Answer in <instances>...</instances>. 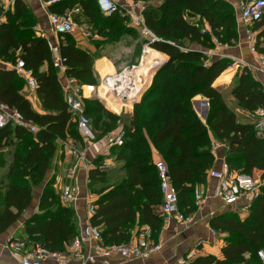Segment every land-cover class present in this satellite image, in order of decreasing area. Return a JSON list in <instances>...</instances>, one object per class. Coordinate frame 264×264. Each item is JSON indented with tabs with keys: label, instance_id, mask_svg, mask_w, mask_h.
<instances>
[{
	"label": "trees",
	"instance_id": "trees-1",
	"mask_svg": "<svg viewBox=\"0 0 264 264\" xmlns=\"http://www.w3.org/2000/svg\"><path fill=\"white\" fill-rule=\"evenodd\" d=\"M137 1L148 4L154 0ZM159 1V5L147 6L143 16L158 39L151 44L156 51L154 65L162 55L161 63L166 62L154 77L151 74L147 78L146 87L153 78L152 84L134 106L131 117L112 113L96 98L84 100L96 142L104 140L119 125H127L123 130L124 145L110 149L119 170L103 169L104 157H98L89 171L88 187L91 194L98 195L92 222L100 229L103 227L106 245L128 243L136 226H148L154 238L162 232L163 194L155 152L168 165L184 218L198 212L195 192L208 183L209 172L215 167L214 140L226 143L225 161L231 170L251 176L262 172L264 179V136L258 134L255 125L240 123L222 93L214 87L233 61L211 60L205 54L216 48L213 37L222 45H231L239 39L238 9L227 0ZM14 7L13 12L10 9L5 13L7 22L0 25V58L11 63L19 58L24 60L37 82L43 113L35 110L22 94L23 79L15 71L0 67L1 103L39 129L34 133L12 123L0 129V149L12 148L7 183L0 187V234L18 223L32 207L34 190L52 169L58 142L71 139L76 146H84L60 73L53 65L48 40L37 37V19L22 0H16ZM77 8L78 22L89 23L99 36L114 35L112 42H119L125 35H140L137 28L121 25L130 22L126 15H102L96 0H60L49 12L63 15ZM197 16L209 23L210 34L202 33L195 21ZM254 28L259 31L257 47L264 53V16ZM193 45L200 49H192ZM94 47L96 52L79 46L75 35L60 37L66 76L78 79L82 85L100 86L94 69L95 61L101 57L100 47L98 43ZM224 77L218 83L228 81ZM231 95L249 113L264 109V86L251 71L236 73ZM199 96L209 102L206 122L194 109L193 100ZM75 223L74 208L62 205L51 179L42 193L39 213L32 215L24 226L31 243L64 253L77 237ZM210 225L214 231L227 235L221 256H199L190 264H263L258 253L264 251V184L248 215L227 210L213 216Z\"/></svg>",
	"mask_w": 264,
	"mask_h": 264
},
{
	"label": "built area",
	"instance_id": "built-area-1",
	"mask_svg": "<svg viewBox=\"0 0 264 264\" xmlns=\"http://www.w3.org/2000/svg\"><path fill=\"white\" fill-rule=\"evenodd\" d=\"M48 11L50 6L56 4L58 0H40ZM101 12L106 17H111L116 13H122L130 19V24L140 32L141 37L145 41L143 46V55L147 54V49L151 48V44L158 41L154 33L147 27L143 12L149 4L137 0H96ZM238 1V19H239V33L240 28L244 27V37L249 44V50L254 56V62H248L243 58H237L233 56H227V58L233 61V66L239 71L248 70L253 72L255 76L264 75V53L259 52L257 47V35L259 31H255L254 27L259 23L264 16V0H237ZM16 0H9L7 6H3V13H7L11 8L15 6ZM80 13V9H74L68 11L63 15L49 13V21L51 24V32L60 39L61 36L75 35L80 29V22L75 18V15ZM198 26H200L203 34H210L211 27L209 23L202 19L201 16H197L195 19ZM42 38H46L49 43L50 50L52 52V62L54 67L64 77L62 80L63 90L66 99L69 103L71 112L78 124L79 133L84 141L95 145L96 136L92 120L85 114V99L94 98L100 96L99 89L101 86L96 87L92 85H82L78 79L74 77L66 76L67 66L61 57L60 41L54 42L44 32L39 33ZM213 41L216 47H221L217 38L213 37ZM207 56H210V51L205 52ZM144 57V56H143ZM1 62V58H0ZM207 61L206 64H209ZM2 66V64L0 63ZM11 68L16 74L24 79L27 85L36 90L37 82L30 70L26 68L23 59L19 58L15 63L11 64ZM133 69H123L115 75L116 81L114 84L109 83L111 77L104 80V83L110 87L109 95H113L118 89L122 88V80L128 77L129 81L134 78L132 74ZM112 89V90H111ZM126 96H123V99ZM126 108L127 107H123ZM264 117V109H258L250 113V118L256 121L255 127L258 130L263 125V122L258 118ZM9 123L16 126L27 127L32 132L37 133L38 128L27 122L17 111L10 110L7 106L0 104V129L5 128ZM260 135V134H259ZM105 149H111L113 147H121L125 142V134L123 130H116L105 137ZM100 142V141H99ZM63 145L69 150L72 157L77 161V165L87 164L86 150L78 148L73 140L69 139L64 141ZM214 146V151L216 150ZM104 165L102 168H106ZM155 166L158 170L161 180V191L163 194V203L160 207V213L165 218L174 217L182 223H190L192 218H184L180 213L178 205V192L174 186L172 177L167 163L158 156L155 159ZM88 171V169H86ZM74 174V172H72ZM89 178V177H88ZM214 179L217 181V185L213 191V198L221 203L222 207L228 208L234 212H238L240 215L250 212L252 204L260 197L262 183L255 179L253 176L238 173L231 170L225 160H221L219 168L216 166L210 170L208 180ZM89 186V180L86 181V187ZM81 188L77 185H63L59 189V195L61 203L65 207H75L81 198ZM196 205L198 209L203 208L207 202V197L199 190L195 192ZM84 203L87 208L88 224L82 228L81 235L77 236L72 245L64 252H54L41 244H33L29 240L28 236H10L8 241V248L11 250L15 257H19L21 264H44L46 261H54L59 264H66L71 259H77L80 264L95 263L97 258H100L101 264H114L112 259L120 255L123 257V262L119 264H133L136 261H145L149 259L153 253L161 250V244H155L150 236V232L147 229H142L132 235V238L128 243L124 244H112L106 245L102 235L100 227L95 226L92 222L93 217L96 215V207L94 201L91 198L88 190L84 197ZM84 242L93 243L92 249L94 253L85 255L82 252ZM203 242H198L196 247L191 249L186 257L178 259L173 264H190L191 261L199 255L200 246ZM261 261L264 264V251L258 253Z\"/></svg>",
	"mask_w": 264,
	"mask_h": 264
},
{
	"label": "crops",
	"instance_id": "crops-1",
	"mask_svg": "<svg viewBox=\"0 0 264 264\" xmlns=\"http://www.w3.org/2000/svg\"><path fill=\"white\" fill-rule=\"evenodd\" d=\"M22 1L31 9L33 14L36 15L37 24L35 26V32L37 33V29H38V33L39 31L44 32L46 34L51 33V38L50 37L49 38L56 43L59 42L60 39L57 38L51 32V24L49 21L50 12L48 11L47 7H45L44 4L40 0H22ZM59 1L60 0H58V2ZM8 3H9V0H0V9H3V6H7ZM159 4H160V1L158 0L157 2L151 5H159ZM14 8L15 7L11 8L12 12L14 11ZM6 22H7V15L3 13L2 11V14L0 15V25ZM240 32H241L240 34L243 35L244 33L243 26L240 28ZM79 33L80 32L78 31V35L77 33L75 34L77 35L75 37L78 42V45L81 47H85V48L86 47L91 48L89 43H87L88 42L87 38L85 36H82L81 33L80 34ZM243 37L244 35L242 36V38ZM121 45L119 44L118 46L110 45L106 47V49L103 50L102 56L95 61V64H94L95 74H96L97 79L100 82L102 81L103 83L104 80L107 79L108 77H111V80H113L115 75L124 69L122 68L124 64L122 61L123 57L121 55L123 54V50H122L123 46ZM210 54L216 55L217 57L216 60L227 58V56L234 55L235 57L243 58L248 62H251V63L254 62V56L250 52L247 44L242 45L241 49L238 48L232 51L226 50L224 47H221V48L216 47V50H211ZM0 63L2 64V66L0 65V67L6 68L8 70H13L11 68V64H12L11 62L4 61L1 58ZM140 69L143 70L142 68ZM231 70H234V71L230 73L229 75L230 77L228 81H222L218 83L219 79L222 76H224L227 72H230ZM238 71L239 70L236 69L235 67H230L216 80V82L214 83V87H216L222 93L228 107L236 113V116L239 122H242L245 124H256L257 122L250 118V113L248 111L241 109L237 101L235 100V98L231 95V84ZM60 77H61V81L65 83V81L62 80L64 76L61 73H60ZM256 77L264 86V75H258ZM23 81H24L23 88L21 90L22 94H24L31 101L35 110H37L40 113H43L41 103L37 97L36 90L31 89L27 85L24 79ZM104 85H107V83ZM98 93L101 94L100 89ZM137 99H135L134 101H136ZM195 100H197L200 103L205 101V99L200 96L195 98ZM104 101L107 102L108 100H104ZM0 104H2L1 101H0ZM108 104L106 105L104 103L105 107L109 110L111 109V107H109ZM208 108H207V112H208ZM123 109L129 110L127 113H125L126 118L129 119L133 112L132 107H130V109L129 107L128 109L126 108H123ZM123 109H121V111ZM197 113L200 115L201 113H204V112L201 111L200 113L197 111ZM117 114H121V113H117ZM258 119L263 122V125L259 129L260 131L259 134L260 136L263 137L264 136V117H261ZM63 143L64 141L58 142L59 148L53 159L52 169L46 175L43 181L44 183L41 184L42 185V187L40 188L41 191L44 190L45 186L51 179H53L54 181V187H55L57 194H59V189L63 185L79 184V186L83 189L84 184H86L87 179L89 180L88 178L89 171L93 168L92 163H93L94 158L104 157L103 164L107 165L106 168H110V166H113L115 163L114 157L110 156L109 149L101 148L99 145H92L84 141V146L80 145L77 147L81 148L82 150H86V155H87L86 165H88L89 168H86L85 165H82V164L77 165L76 159L72 157L69 150L66 149ZM214 145L217 146L216 150L214 151V154L216 156L215 166L216 168L217 167L219 168L221 160H225L227 146L222 145L220 142L216 140H214ZM7 148L9 147H3L2 149H0V155L6 156L5 152H8ZM10 155H11L10 158H11V163H12V153ZM158 156H159L158 153L155 152L154 159H157ZM86 169H88V171ZM72 172H74V174H72ZM258 173L262 174V172H258ZM6 183H7V180H6ZM216 185H217V181L214 179H210L208 180V183L206 185L200 187V189L203 191L201 192L207 197V202L203 206V208L199 209L197 213H195L194 215L190 217L192 218V221L190 223L184 224L174 217H171V218L164 217V227L159 237L154 238L152 237V234L150 233L152 241L155 244L162 245L161 250L153 253L149 259L145 261H136L133 264H173L181 257L182 258L186 257L187 254L191 251V249L196 247V244L198 242H203V245L200 246L199 255L196 257L210 256V255L215 256V257H220L221 249L226 244L225 238L227 235L224 233L214 231L210 225V221L212 217L215 216L216 214L222 213L229 209L222 207L221 203L213 198V191ZM3 186L4 185H2L1 187ZM87 190L91 198L95 202L98 199V196L91 194L88 186H87ZM42 193L43 191L41 192V195H39L38 197L37 204L34 206L32 204V207L24 214L23 218L18 223L13 225L6 232L0 234V264H21L20 258L15 257L13 253L11 252V250L8 248V241H9L10 236L12 235L26 236L24 224L32 215L39 213V204H40ZM220 207H222L223 209L220 210L219 209ZM72 208H74L76 212L75 226H76L77 236H80L82 228H84L89 222L88 216H87V208L84 203L83 193H82V198H80L77 205ZM248 214L249 212L247 214H244L243 216L248 215ZM140 229L141 230L147 229L150 232V229L148 228V226H142V227L136 226L133 230V234L139 232ZM101 230H103V227H101ZM92 246H93V243L84 242L83 247H82V252L85 255H88L91 252L94 253ZM123 260H124L123 257H121L120 255H117L112 259V262L114 264H119L123 262ZM44 264H59V263H56L54 261H46ZM66 264H80V261L77 259H71ZM88 264H101V260L100 258H97L95 263H88Z\"/></svg>",
	"mask_w": 264,
	"mask_h": 264
},
{
	"label": "rangeland",
	"instance_id": "rangeland-1",
	"mask_svg": "<svg viewBox=\"0 0 264 264\" xmlns=\"http://www.w3.org/2000/svg\"><path fill=\"white\" fill-rule=\"evenodd\" d=\"M157 1L154 0L152 2H148V4L151 5V4H153V3L157 2ZM227 1H229L235 8L238 7V4H237L238 1L237 0H227ZM101 14L103 15V13H101ZM34 16L36 18V15L35 14H34ZM121 25H123L124 27H127V28H130L131 27V24L128 21H124L123 24L121 23ZM80 26H81V29L79 30V32L82 34V36H85L87 38V40H88L87 43H89V45L91 47L90 49L93 52H96L97 51L95 49V47H94V43H98V46L100 47L99 50H98L99 51L98 52L99 56H102L103 50H105L106 47H108L110 45L118 46V44L119 45L122 44L121 46H123L122 47L123 54H121V55L123 57V60L122 61H123V64H124L122 68H124V69H133L134 71H137V69L140 68V66L142 65V63H143L142 61L144 60V58H143V56H144L143 55V46H144V43L145 42H144L143 38L141 37V35H139V33H135L133 36H126L125 35V36H123L120 39L119 42H112L113 39L115 38L114 35L113 36L112 35H109V36H107V35H103L102 36L101 35V36H99L97 34L98 31L93 30V28L91 27V25L89 23H87L86 21H84V20L83 21H80ZM254 30H255V28H254ZM39 33H40V31H39ZM39 33H38V29H37V33H36L37 37H41V35ZM46 35L51 38V33H49V34L47 33ZM77 35H78V32H77ZM77 35H75V36H77ZM242 36L243 35L240 34L239 39L235 43H233L231 45H222L221 44V47H224L226 50L232 51V50L238 49V48L241 49V46L242 45L247 44L248 45V48H249V44H248L247 40L244 37L242 38ZM86 48H89V47H86ZM192 49H200V47H198L197 45H193L192 46ZM213 50H216V48H214ZM152 55L154 56V52L152 53ZM233 57H235V56L233 55ZM208 58L211 59V60H214V59L216 60L217 57H216V55H210V56H208ZM205 63H207V61ZM139 72H141V74H142V70H139ZM232 72L233 71H230L227 74H225L224 75L225 76L224 77V80H228L229 77H230L229 75ZM134 77H135V74H134ZM152 81H153V78H152L151 83L148 86V88L151 86ZM128 82L126 84H128ZM100 83H101L100 86H102V81ZM104 84H106V83H104ZM145 87H146V82L141 85V88L144 89ZM148 88L145 90V92L148 90ZM144 93L141 95L140 99L138 100L139 103L141 102V99H142ZM205 100H207V99H205ZM116 102H117V99H116ZM133 103H134V101H132L131 104L128 105L129 106V109H130V107L133 106ZM118 105H119V103L116 106L118 107ZM122 106H123V104L120 107H118V108H122L123 109ZM134 106L132 107V111L134 109ZM199 106H200V110L205 113L207 111V108L209 107V102H208V106L207 107L205 106L204 102H202V105H199ZM127 109H128V107H127ZM194 109H195V107H194ZM109 111H111L112 113H116V114L117 113H121V114H118V115H121V116L125 117V113H127L129 110H124L123 109L122 111L120 110L121 112H118L117 110H114V109L111 108V109H109ZM195 111H196V109H195ZM208 112H209V108H208ZM200 115H199V117L201 118ZM206 119H207V117H206ZM206 119L205 120L202 119V120L204 122H206ZM240 123H242V122H240ZM127 124H128V122H127ZM125 126H127V125L126 124L119 125V127H118L117 130H124V127ZM94 144L95 145H99L101 148H105V142L104 141L96 142ZM221 144L224 145V146H226V143H221ZM7 150H8V152H5L6 156L0 155V187L2 185H5L6 184V179H5L6 178V175H7L6 170L8 171V169H9V167L11 165V158H10L11 155L10 154L12 153V148L9 147V148H7ZM225 157H226V154H225ZM95 159H97V157L94 158L93 161ZM119 168H120V165L115 162L113 166H110L109 170L111 169L110 171H118ZM121 176H123V173L122 174H119V177H121ZM253 177L255 179H257L258 181H260L262 184H264V179L262 178V174L261 173L255 172L253 174ZM117 179L118 178H116L115 181H117ZM118 181H119V179H118ZM41 187H42V185H40L39 187H37L34 190V203H33V206L37 204L39 195H41V192L44 191V190L41 191V189H40ZM89 190H90V188H89ZM91 190H93V189L91 188ZM199 190L202 191L201 189H199ZM195 200H196V198H195ZM219 209L222 210L223 208L220 207ZM224 210H226V209H224Z\"/></svg>",
	"mask_w": 264,
	"mask_h": 264
},
{
	"label": "bare ground",
	"instance_id": "bare-ground-1",
	"mask_svg": "<svg viewBox=\"0 0 264 264\" xmlns=\"http://www.w3.org/2000/svg\"><path fill=\"white\" fill-rule=\"evenodd\" d=\"M153 52H156V51H154L152 48L147 49V54L144 55L143 57L144 60L142 61L143 63L140 66V68L143 69L142 74L141 72H139V70L141 69L138 68L137 69L138 72L137 71L132 72L133 75L135 74V77L132 80L129 81L128 77L125 80H124V77L119 78V79H123L122 80L123 82L121 84L122 88L118 89L116 92H113V95L108 94V92H110V87L108 85H103L100 88L101 97L104 100H108L107 102L109 104L105 101L106 105L108 104L109 107L120 112L122 108H118V107H120L122 104H123L122 107H129L128 105L131 104L132 101H134L140 95H142L145 89L141 88V85L146 81L147 77L150 74L154 75L155 69L160 65L163 59V56H162L161 59L154 65L153 55H152ZM231 71H234V70H231ZM109 81H110L109 83L114 84V82L116 81V77H114L113 80L110 79ZM127 82L128 84H126ZM123 96H127L129 100L124 101ZM116 99H117V102H116ZM118 103L119 105L117 107L116 105Z\"/></svg>",
	"mask_w": 264,
	"mask_h": 264
},
{
	"label": "water",
	"instance_id": "water-1",
	"mask_svg": "<svg viewBox=\"0 0 264 264\" xmlns=\"http://www.w3.org/2000/svg\"><path fill=\"white\" fill-rule=\"evenodd\" d=\"M215 60V59H214ZM166 61H164L163 63H160V65L155 69V71H154V75H153V77L155 76V74L158 72V70L162 67V65L165 63ZM148 88V87H147ZM146 88V89H147ZM145 89V90H146ZM145 92V91H144ZM143 92V93H144ZM142 93V94H143ZM94 98H96V99H98V100H100L103 104L105 103V101L100 97V96H98V97H94ZM129 99H128V97L126 96V97H124V101H128ZM139 103V101H134V103H133V106L134 105H136V104H138ZM204 104H205V106L207 107L208 106V101L207 100H205L204 101ZM193 105H194V107H195V109L198 111V112H200L201 113V110H200V106L199 105H202V103H200V102H198L197 100H193ZM207 114H208V112L206 111L205 113H202L201 114V118L203 119V120H205L206 119V117H207ZM221 164V163H220ZM218 168V167H217ZM81 188V187H80ZM86 190H87V187H86V184H84V188L82 189L81 188V198H82V193H83V197H85V194H86Z\"/></svg>",
	"mask_w": 264,
	"mask_h": 264
}]
</instances>
